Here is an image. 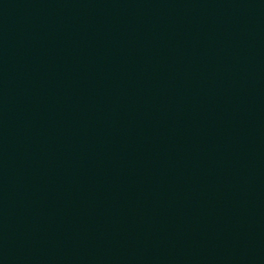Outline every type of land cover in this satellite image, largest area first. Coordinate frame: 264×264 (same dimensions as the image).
<instances>
[{
  "label": "water",
  "instance_id": "95a60500",
  "mask_svg": "<svg viewBox=\"0 0 264 264\" xmlns=\"http://www.w3.org/2000/svg\"><path fill=\"white\" fill-rule=\"evenodd\" d=\"M0 264H264V0H0Z\"/></svg>",
  "mask_w": 264,
  "mask_h": 264
}]
</instances>
